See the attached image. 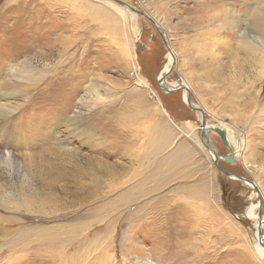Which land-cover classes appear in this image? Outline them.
<instances>
[{"label": "rangeland", "instance_id": "374dc122", "mask_svg": "<svg viewBox=\"0 0 264 264\" xmlns=\"http://www.w3.org/2000/svg\"><path fill=\"white\" fill-rule=\"evenodd\" d=\"M107 1L0 0V92L14 90L16 94L10 100L15 104L24 102L14 117L3 112L6 119L10 118L15 140L0 138V215L14 221L1 224L12 229L11 236L21 227L32 228L34 234L35 225L64 227L62 236L71 231L68 241L53 247L55 250L64 246L72 258L68 264H92L101 254L106 259L114 258L115 264H135L134 255L149 256L152 263L164 264L162 254L175 249L176 236L181 238L182 226L175 223H189L187 218L193 209L198 226L189 240L193 244L197 239L198 250L205 251L207 256L201 264H264L253 249L251 224L256 220L245 213L247 206L259 200L255 190L227 178L215 166L206 147L198 145L200 113L184 103L183 91L165 93L158 88L157 79L170 51L154 25L128 8L120 13ZM121 1L155 16L159 20L156 25L163 35L166 32L165 41L175 53L173 69L163 74H167L166 81L173 85L189 83L191 100L203 108L207 124L222 126L245 143L244 154L238 152L231 163L221 157L218 164L256 182L264 192V43L257 53H249L244 44L249 40L257 47L250 39L261 41L264 36V0L257 1L251 10L252 2L227 9L225 14L213 10L217 17L210 21L202 0ZM91 5L97 6L100 13L94 14ZM103 7L111 14L105 15ZM253 16L260 23H254ZM62 37L71 40L69 50L63 54V48L57 45L50 53L49 42ZM36 49L48 56H35ZM66 62L74 64V74L85 76L83 92H70V78L63 89L46 85L51 75L61 74L57 72L66 68ZM17 65L27 66L33 73L19 79ZM87 84L97 89L101 96L98 102L92 93L84 91ZM32 95L37 99L28 102ZM62 116L72 125H66ZM82 125L90 128L89 134L80 132ZM164 129L169 136L165 153L174 151L180 155V176L139 200H148V222L142 225L141 233H134L132 251L127 246L122 250L123 243L128 245L132 229L121 218L110 244H97L98 234L94 233L113 214L101 212V207L108 204L109 198L102 197L107 182L119 178V174L133 181L145 173L147 168L142 164L147 161L148 165L158 152L144 159L142 155L152 150V139ZM208 134L217 154L234 152L235 146L224 144L217 133L210 130ZM89 158L101 161L105 172L98 171L99 165ZM110 164L113 168L108 167ZM75 168L100 182L93 198L83 200L87 190L65 189L62 182L50 187L59 172ZM84 179L89 180L83 176ZM131 196L136 198L138 192ZM126 200L110 204L116 214L126 216L130 212L133 206L119 212L121 206L127 205ZM11 236H0V243L9 242ZM23 246H15L14 257L5 264L45 263L46 253L34 249L21 253ZM0 254L8 255L5 246Z\"/></svg>", "mask_w": 264, "mask_h": 264}, {"label": "bare ground", "instance_id": "6f19581e", "mask_svg": "<svg viewBox=\"0 0 264 264\" xmlns=\"http://www.w3.org/2000/svg\"><path fill=\"white\" fill-rule=\"evenodd\" d=\"M109 1H110V4L113 7H115L120 13H124V10L126 9L125 6H120V5H118L117 3H115L114 1H111V0H109ZM257 1L259 2L260 0H202L201 3L202 4H206L205 6L208 9V13H206L207 14L206 16H207V20L210 21V20H212V18L215 19V17H217V15L212 13L213 10L215 11V13L218 14V12H219L218 9H219V10H221V12H223L225 14V12L228 13L229 9L233 10V8L235 6L241 5L243 7V6L247 5V4H249L250 2H252V3H250L251 4L250 10H251L253 6L257 5ZM89 7L93 8V13L94 14L97 15L98 12L100 13V11H99L100 9H98L97 6L91 5ZM104 9L105 8L103 7L102 11H104L105 15H110L111 14V13L110 14L107 13L106 10H104ZM255 9H256V7H255ZM252 13L254 14V10H253ZM251 16H252V14H251ZM151 17L153 18L155 24L159 25V20L153 15H151ZM262 19H263L262 21L264 22V17ZM115 20H117V19H115ZM200 21L203 22V20H200ZM253 22L254 23H260V19L258 17H256V16H253ZM106 23H108V22H106ZM247 32L248 31H246V33ZM165 34H166V32H164V37L166 38V39H164V41L167 40V37H166ZM213 37H215V34H213ZM122 40H124V39H122ZM215 40L216 39H214L212 42H215ZM250 40L255 41L257 47H254V42L246 40V42L244 43L246 45L245 50H247L249 53H251V52L257 53L256 49L257 48H261L260 45L262 43H264V36H263V38H261V41L259 40V38H252ZM165 43H166V41H165ZM70 44H72L71 40L67 41L66 39H64V37L57 38V39L55 38V40L53 42H49V46H47L49 49L48 48L47 49L51 53V51L55 48V46L58 45L59 47L63 48V54H64V53H66L69 50ZM213 45H214V43H213ZM166 46H167L168 50L170 51V55H169V58H168L166 64L162 68L161 73L158 76V78H160V79H161V77L164 76L163 74L167 73V71L170 69L171 62L175 58V53L172 50H170V48H169L167 43H166ZM35 51H36L35 53L38 52V54H34L37 57H40V56L46 57L45 55H47V54L43 53L42 51H39L38 49H36ZM39 52H41V53H39ZM73 54H74V52H72V55H71L72 57H73ZM51 55H54V53L50 54L49 56H51ZM102 58H104V57H102ZM79 60H81V59H79ZM70 63L66 64V68H64L63 71L57 72V73H61L60 75H51L49 77V81L46 82V85L47 86L49 85V87L51 89L52 88L53 89H63L65 87V85H66L67 79L70 78L71 79V82L69 84L70 92L78 93V92L82 91L83 90V88H82L83 78L85 76L83 75V73L74 74V72H73L74 70L72 71V69H74V67L72 65H74V64L73 63L70 64ZM25 64H26V62H25ZM27 64H28V62H27ZM28 66H30V65H28ZM17 67L18 68H16V71H17L16 75L18 76L19 79H25V77H27V75L29 73L30 74L33 73V72H31V69L28 68L27 66H26V68H23L24 67L23 65L22 66L17 65ZM26 73H28V74H26ZM166 76H167V74H165V78H166ZM92 78L94 79L95 77H92ZM39 79H38V81H39ZM140 81L143 82L144 79H140ZM180 84H183L189 90L191 89V86L187 82H181ZM176 85L177 84H175V85L169 84L170 87H174ZM43 90H46V89H43ZM84 91L86 93H88V94L92 93V98H94L95 102H98V100L101 98V96L99 95L97 89L91 87V85L87 84L85 86V88H84ZM13 94H16V91L11 90V89L10 90L8 89L6 91L0 92V138H3V139L8 137V138H14V139H10V140H15V130L12 128L11 122H9L10 118H7V119H9V120H7L6 117H5V114L3 115V112H9L11 114V117H14L13 115H14L15 111L24 103V102L22 104H18V102L16 104L13 103V101L10 100L11 98L12 99L14 98ZM20 95H22V94L19 93L18 96H20ZM39 95H40V93H39ZM66 95H69V93H66ZM44 96H46V95H44ZM130 97L132 99V95H130ZM184 97H185V91L183 90V98ZM28 98H29V96H28ZM24 99H27V98L24 96ZM36 99H37L36 96L32 95L31 98L29 100H27V101L28 102L35 101ZM94 101H92V102H94ZM134 103H133V105H134ZM193 104H195V103H193ZM132 108L133 107H131V109ZM97 116H98V118H101V113H97ZM65 117L62 116L63 122L66 125H70V124L72 125V123L67 122L65 120ZM127 117H129V116H127ZM67 120H68V118H67ZM97 120H99V119H97ZM77 121L79 122L81 120H77ZM146 122H147V120H146ZM79 123H81V122H79ZM79 123H77V125ZM137 124H138V122H137ZM212 127L216 128V129L217 128H221L222 129V126H217V125L210 126V125L206 124L207 130H209V128H212ZM66 129H67V127H66ZM78 129H80L81 133H88L89 134V131H90L89 130L90 128L88 129L87 127H85L83 125L79 126ZM127 129H129L128 126H127ZM137 132H139V131H137ZM198 133H199V131H198ZM227 133L228 132H225V134H226V143H227V145H229L231 147L235 146L234 147L235 148L234 152H232L231 155L233 156L234 159H236L238 152L241 153V154H244V152H245V143L242 142V140H240L238 138L239 136H237V138H236L234 134L231 135L230 133H228V134ZM208 135L209 134L207 132L206 135H205V142L208 145L210 144L213 147V145L209 141ZM168 138H169L168 133L164 129L162 131V133L159 135L158 138L152 139L151 145L149 146V147L152 148V150L150 152L147 151V153L145 151V153H143L142 157L144 159V157H146V155L151 156V155H153V154H155L157 152H158V154H156L155 156H152L153 158H152V160L150 161V163L148 165L145 164L147 161H145L142 164V166L147 168V170L145 171V173L143 172L142 174L138 175V177H139L138 179L133 180V181L130 180L131 177L128 178V179H125V176L123 174H119L118 173L119 176H120L119 178L115 177V178H113L111 180V182H107L106 186H108V187H106L107 190H105V192L103 193L102 197L107 196L109 199H107V203L108 204L107 205H103L101 207V212L105 213L106 215L109 212H112L113 214L110 216L111 219L108 220V222L105 224V226L102 229H100L99 232H97V233L95 232L94 233V234H98L97 237L95 238V240L97 239V241H98L97 244L99 242H101V241H106L107 244L108 243L110 244V242L112 240V237H113V234H114L115 229H116L117 220L121 218V219H123L125 221V224H128V229H132L130 234H128V239H129L128 245H126L125 243L122 242L123 243L122 250L124 252L126 246H127V249H129L131 251L133 250L134 233L135 234L141 233L140 229H141L142 225L148 222L147 219H146V214L147 213L145 211V209L147 208V205L149 204L148 200H147V202L144 201L142 203L139 200L142 199V197H143V195L145 193H149L153 189H158L159 187L163 188V185H166V183L172 181V179L176 180V178H178L180 176V171H179V167H180V163L179 162H181L180 161V159H181L180 155L177 154V153H174V151L169 152V153L168 152L165 153V149L167 147L166 146L167 145L166 142H168ZM196 142L198 143V145L200 147L205 149L203 147L204 144L201 142V140L198 139ZM145 146H147V145H145ZM144 150H145V148H144ZM210 154H211L212 160H213V154L211 152H210ZM210 154H209V156H210ZM219 158H221L220 155H219ZM89 161L91 163L94 162V163H97L99 165V168H96L98 171H100L102 173L105 172L106 168L102 167L100 165V164L104 165L101 161H99L96 158H89ZM102 161L104 162V160H102ZM108 167L113 168V165L110 164V165H108ZM149 169L150 170L152 169V171L149 172L148 171ZM83 176L85 178L87 177L89 180H85V179L82 180ZM59 182H62L61 186L64 187L65 189H67L69 187H74L75 189L83 188V192L87 190V192H85V195L83 196V200L87 199L88 197H92L93 198L94 194L96 193V191L98 189V185L100 183V182H97L96 177H94L90 173H84L83 169H81V168H75L74 171H68V172H63V173L59 172L56 175L54 182L51 183L50 187H55ZM239 182L241 184H243L245 187L253 188L255 190L254 191L255 196L262 198V209H264V192H263V190H261L257 186L256 182L250 181V180H247V181L239 180ZM125 183H127V185H125L121 189V187ZM150 183H153L154 186L148 185ZM110 184H113V185H110ZM134 191L138 192V196L136 198L131 199L132 198L131 194ZM170 191H173V190H170ZM123 199H127L126 200L127 201V205L121 206V209H119V212L121 211V213H123L125 210H127V209H129L130 207L133 206L132 209H130V212H128V214L126 216H123V214H118V213L116 214L114 207L110 205V204H116L118 201L123 200ZM154 200H155V198H154ZM135 201H136V203H135ZM258 207H259V200H257L256 203H252L251 205L247 206L246 209H245V213H246V217L247 218H253V219L256 220V221L252 222V224H251V227L254 230L253 231V235H254L253 236V239H254V248L253 249L258 254V256L264 260V213L261 214V218H260V226H261V228L259 230L257 228L259 217H258V212L256 210ZM192 210H190L189 217L187 218L189 223H185L184 221L175 223V224L178 223V225L182 226L181 231H179L180 234H181V238L179 239L176 236L175 237V242H174L175 243V249H173L171 251L167 250L168 252L162 254V256H164L163 259L165 260L164 264H169L170 261H172L173 264H175L174 260H177V261L179 260V261H181L184 264H201L203 259H206L205 257L207 255H206L205 251L201 252L200 250H198V244L199 243H198L197 239L192 241L194 245L189 240V238L192 239V233L197 230V226H198V221L195 218L196 215L194 214L195 211L193 210L194 212H192ZM238 216H236V217H238ZM108 217H109V214H108ZM2 221H6V222L10 223L11 221H14V220H8V218H4L3 216L0 215V236H6V235L7 236H11L12 229H10V227L4 226V224L2 225L1 224ZM33 227L36 229L35 230L33 228V230L36 231L34 234L32 233V228H22L21 227L19 229L13 230L15 233L11 236V239H10L9 242L8 241H4V242L2 241L0 243V250H1L2 247L5 246L6 247V252L8 254V255L0 254V264L8 263L10 257H14V254L16 253V251L13 248L15 246L19 245V244L24 245L23 246L24 248L21 250V253H27L28 249H34L36 251L39 250V251H43L44 253H46L47 259L44 260L45 263H42V264H68L69 261L72 258L69 256L67 251H64V249H63L64 246L60 247L59 249H55V250H53V247L55 245H58L60 241H62V242L68 241L71 238V234H70L71 231H69L67 233H64V235L62 236L64 227L57 228L56 225H52V226H47V225L46 226H41V225L40 226H36L35 225ZM137 231H138V233H137ZM123 233H125V231ZM205 233L208 234V231L206 230ZM205 233L203 235H205ZM64 236L66 238H64ZM32 237H33V239H31ZM33 240H35V243H34L35 245H32V241ZM83 242H85V241H83ZM91 245L92 244L90 243L86 247L89 248ZM204 249H205V247H204ZM165 254L167 255V257H165L166 256ZM148 257L146 256V257L143 258V257H140L138 255L137 256L134 255L133 256L134 263L135 264H160V262H157V261L156 262L154 261L152 263L149 260ZM86 259H87V254L83 258V262ZM115 261L116 260H114V258L106 259V257H104V254H101V255H98V256L95 257V260H94V262L92 264H108V263L115 264Z\"/></svg>", "mask_w": 264, "mask_h": 264}, {"label": "water", "instance_id": "95a60500", "mask_svg": "<svg viewBox=\"0 0 264 264\" xmlns=\"http://www.w3.org/2000/svg\"><path fill=\"white\" fill-rule=\"evenodd\" d=\"M114 2H116L117 4L119 5H122V6H125L126 8H128L129 10L141 15L142 17L146 18L147 20H149L155 27V29L157 30V32L159 33L163 43L166 45L165 41H164V35H163V32L162 30L155 24L153 18L149 15V14H146L132 6H130L128 3H125L121 0H112ZM174 67V63L171 62V67H170V70H172ZM157 85H158V88L162 91V92H165V93H169V92H172V91H177V90H184L185 91V97L183 98L184 100V103L191 109L197 111L200 113V124H199V127H200V133H199V138L201 140V142L204 144V146L206 147V149L211 152L213 154V163L215 164V166L218 168V170L223 173L227 178H231V179H235V180H244V181H247L248 179H246L245 177L243 176H240V175H237L227 169H224L222 168L219 164H218V159H219V154L216 153L215 149L209 144H207L205 142V135L208 131H214L215 133H217L220 138L222 139V142L224 144L227 145L226 143V134H225V131L221 128H209V130H207L206 128V116H205V113H204V110L201 106H198L196 104H193V101L191 100V96H190V93H189V89L187 87H185L183 84H177L176 86L174 87H170L169 86V83L166 81L165 79V75L163 77L158 78L157 79ZM204 140V141H203ZM223 158L224 161L228 162V163H231L234 161V158L233 156L231 155V153H226L224 155L221 156ZM261 212H262V200H261V197H259V208H258V217H259V221H258V225H257V228L260 230L261 226H260V218H261Z\"/></svg>", "mask_w": 264, "mask_h": 264}]
</instances>
